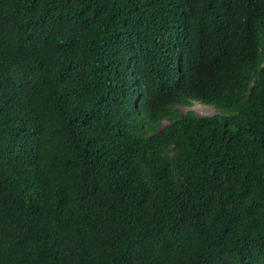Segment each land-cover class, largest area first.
<instances>
[{
	"label": "trees",
	"instance_id": "obj_1",
	"mask_svg": "<svg viewBox=\"0 0 264 264\" xmlns=\"http://www.w3.org/2000/svg\"><path fill=\"white\" fill-rule=\"evenodd\" d=\"M0 264H264V0H0Z\"/></svg>",
	"mask_w": 264,
	"mask_h": 264
},
{
	"label": "rangeland",
	"instance_id": "obj_2",
	"mask_svg": "<svg viewBox=\"0 0 264 264\" xmlns=\"http://www.w3.org/2000/svg\"><path fill=\"white\" fill-rule=\"evenodd\" d=\"M188 109L194 110L199 115H210L216 112V108L212 105L202 104L197 101H193V104L190 107H180L182 112H185ZM166 123L163 121L162 124Z\"/></svg>",
	"mask_w": 264,
	"mask_h": 264
}]
</instances>
